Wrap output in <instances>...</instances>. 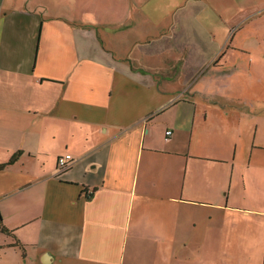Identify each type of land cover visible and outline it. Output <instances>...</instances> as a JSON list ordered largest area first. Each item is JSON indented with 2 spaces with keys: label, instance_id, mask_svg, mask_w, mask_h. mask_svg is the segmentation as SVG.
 <instances>
[{
  "label": "crops",
  "instance_id": "crops-1",
  "mask_svg": "<svg viewBox=\"0 0 264 264\" xmlns=\"http://www.w3.org/2000/svg\"><path fill=\"white\" fill-rule=\"evenodd\" d=\"M237 1L0 0V264H264V99L233 94L264 40L226 59L264 0Z\"/></svg>",
  "mask_w": 264,
  "mask_h": 264
},
{
  "label": "rangeland",
  "instance_id": "rangeland-1",
  "mask_svg": "<svg viewBox=\"0 0 264 264\" xmlns=\"http://www.w3.org/2000/svg\"><path fill=\"white\" fill-rule=\"evenodd\" d=\"M238 2L237 0H235ZM234 2V1H233ZM231 2V3H233ZM252 3H245V11L248 12L250 10V6ZM233 9L230 8L228 15L230 17H234L235 20H233L230 23V48L229 52L226 55V59L229 61L228 65L234 64V59L238 62L237 56L242 52V49H254V46L252 44V39L254 41V36L257 33L259 37H262L264 40L263 34H264V22L262 23V30L259 27V25L255 24V21L245 23V25H241V21L243 18V8L240 4H234ZM260 32H262V35H260ZM248 35H251V44L248 43ZM254 43V42H253ZM261 49H264V41L261 42ZM241 51V52H240ZM256 58L260 59L256 56ZM225 58L223 60H226ZM235 76H238L235 74ZM235 79V78H234ZM237 86L233 89V94L247 97V98H262L264 99V73L261 74H250L245 73L241 74L238 79ZM259 98V99H260Z\"/></svg>",
  "mask_w": 264,
  "mask_h": 264
},
{
  "label": "built area",
  "instance_id": "built-area-1",
  "mask_svg": "<svg viewBox=\"0 0 264 264\" xmlns=\"http://www.w3.org/2000/svg\"><path fill=\"white\" fill-rule=\"evenodd\" d=\"M172 130H167V134H171ZM74 157L71 153H63L58 158V170L67 169L74 162Z\"/></svg>",
  "mask_w": 264,
  "mask_h": 264
},
{
  "label": "trees",
  "instance_id": "trees-1",
  "mask_svg": "<svg viewBox=\"0 0 264 264\" xmlns=\"http://www.w3.org/2000/svg\"><path fill=\"white\" fill-rule=\"evenodd\" d=\"M18 157V154H15L9 162H13L14 160H16ZM0 230L2 231H5V232H8L9 230L7 228H5V226L2 224V218H1V215H0Z\"/></svg>",
  "mask_w": 264,
  "mask_h": 264
}]
</instances>
